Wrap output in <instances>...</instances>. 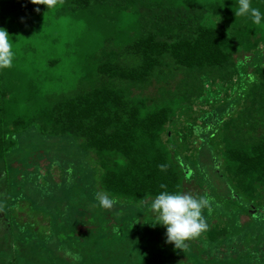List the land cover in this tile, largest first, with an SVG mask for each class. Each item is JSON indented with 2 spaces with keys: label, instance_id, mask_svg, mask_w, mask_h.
Segmentation results:
<instances>
[{
  "label": "trees",
  "instance_id": "1",
  "mask_svg": "<svg viewBox=\"0 0 264 264\" xmlns=\"http://www.w3.org/2000/svg\"><path fill=\"white\" fill-rule=\"evenodd\" d=\"M19 3L0 0V27L8 14L34 5ZM251 4L264 14V0ZM237 6V0L34 5L40 14L58 10L71 18L84 11L92 26L107 30L89 33L97 44L76 54L81 68L62 89L46 79L66 53L25 67L14 46L12 67L0 69V264H264V20L236 17ZM47 42L38 47L42 56L69 46ZM40 149L61 180L51 169L19 175L13 164ZM222 171L230 202L249 217L233 231L215 224L205 231L215 250H228L224 260L200 257L190 241L185 251L174 246V255L180 252L172 258L151 236L150 223L134 227L127 215L162 191L184 192L191 180L201 186L194 195H204L199 176L211 185ZM97 192L118 200L113 223ZM37 200L49 213L33 207ZM78 207L89 215L81 218L86 229L76 231L66 218Z\"/></svg>",
  "mask_w": 264,
  "mask_h": 264
},
{
  "label": "rangeland",
  "instance_id": "2",
  "mask_svg": "<svg viewBox=\"0 0 264 264\" xmlns=\"http://www.w3.org/2000/svg\"><path fill=\"white\" fill-rule=\"evenodd\" d=\"M15 1H19V4H22V0ZM117 17L118 16L116 15V18ZM40 22L48 23L50 26H42ZM3 23V27H6L10 35L9 42L12 44V47L19 46L20 55H22V57H19V61L25 67L30 63L34 66H39L40 64L44 66L46 64V60H48L49 58L61 57L63 55L62 53L67 54V61H57L53 63L56 65L47 71L49 75L46 79V84L51 88H55L54 83H58L55 85H59L61 89L68 86L66 81H69L70 78H75L74 75L70 72L74 73V70H78V68H81V61L76 58V54L80 51L82 53L84 51L88 52L91 48V43L97 44L95 42L97 41V34L94 36H90L89 33H93L95 31L103 33L107 30L105 26H103L102 28H99V26H92L90 24L87 13L84 11L74 13L71 18L69 14L61 13L58 10H51L47 13L40 14V12L38 13L34 9V5H32L29 9H20V12H18L16 16L14 14H8ZM47 33L49 34V40L53 38L58 41H63L64 47H67L66 43H69L68 48L65 50L57 48V50H55L53 54L42 56L41 50H39L38 47L40 46V44L42 46L48 45V39H46L44 36ZM74 34H76V37L73 39L72 37L74 36ZM61 43L56 46H61ZM262 52V57H259V59L264 62V51ZM248 63H250V59L248 60ZM51 75L55 77H51ZM188 118L189 116H184V118L182 119L184 123ZM183 134L184 132H181L180 135L183 136ZM188 136L189 135L187 133V137ZM72 153L73 151L71 152V154ZM80 156V154H77L75 156V160H79ZM13 165L17 166L18 171L20 172V176L23 173H26V175L30 174L32 176H34L35 173L43 175L45 174L46 170L51 169L54 178L56 180H61V178L59 177L60 170L58 166L41 149L38 150V152L34 151L27 154L22 159L17 160ZM220 175L221 176L219 177L215 174V177H211V185L207 183L206 179L199 176V178L202 179L203 184L201 188L202 192L208 194L212 198V211L211 213H209L207 209H205L203 211V216L206 218V222L208 225L207 230L210 229L213 224H215L217 228H227L229 231H231L236 227H241L243 223H246L248 221L249 217L247 214L242 213L240 210L237 211L238 206L233 207L234 203L230 202L231 194H228L229 186L225 184L226 182L221 181H228V175L224 171H222ZM88 182L89 179L86 180V184ZM64 183L65 184L63 185V188L68 189L69 184H67L68 182L66 181V179ZM198 183H196V180H191L185 183L184 192H190L193 195V191L199 192V188L201 186H196V184ZM42 188H47V191H42L43 193H51V190H49L48 186H42ZM56 197L57 199H60L57 195ZM37 202L38 200L32 204L33 207L42 208L45 212L47 211V213H49L50 210L47 208L48 206H45L44 203H40L41 201H39L38 203ZM150 203L151 201L136 208L129 207L128 211H126L127 215L133 217L134 227L141 226L142 228L146 229L147 225L150 223L149 231L153 233L151 234V236L157 240V245H162V250L167 255L175 258L176 256H178L180 250L175 256L173 253L175 249L174 244H171L170 246L169 243H166V227L160 224H157L155 227H153V223L156 222V219L150 209ZM116 205L114 206L113 211H115V209L117 210V208H115ZM113 211L112 209H110L109 211L106 210V215L112 223L114 222ZM88 215L89 214L86 211L81 210L79 207L73 208L71 210L70 216L67 217L66 220L68 221L69 225H71L70 227H73L76 231H79L81 229L84 230L86 229V223L81 218H86ZM255 225L256 224L253 223L251 227H255ZM77 234L78 233H76L75 235ZM227 235H231L234 240L238 238V235L233 233H228ZM190 242H194L195 244H197V247H194V251L197 250V254H199L202 258H209L212 257V254H215L219 257L220 260H224V257L229 254L228 250L224 247L215 250L214 243L205 238V231L202 232L199 237L190 240ZM181 259H185V257L181 256ZM225 264L227 263L225 262Z\"/></svg>",
  "mask_w": 264,
  "mask_h": 264
},
{
  "label": "clouds",
  "instance_id": "3",
  "mask_svg": "<svg viewBox=\"0 0 264 264\" xmlns=\"http://www.w3.org/2000/svg\"><path fill=\"white\" fill-rule=\"evenodd\" d=\"M62 0H31L34 5H45L50 10L57 6ZM237 7L234 8L236 17H250L252 22L260 25L264 20V14L251 4V0H237ZM36 12H40L37 7ZM23 20V18H22ZM10 35L7 29L0 27V69L12 67L15 53L12 44L9 42ZM161 171L167 170V165L158 166ZM161 189H167V185L160 184ZM96 199L101 208L110 210L117 203L115 197L105 192H97ZM150 209L155 216L156 222L153 227L160 224L166 227V243L174 244L176 249L185 251L188 248V241L199 237L207 230L206 218L203 210L212 211V198L208 194L193 195L190 192L171 193L167 190L160 192L151 200Z\"/></svg>",
  "mask_w": 264,
  "mask_h": 264
}]
</instances>
